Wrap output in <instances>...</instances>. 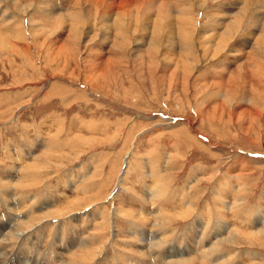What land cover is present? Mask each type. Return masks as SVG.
Here are the masks:
<instances>
[{
    "label": "rangeland",
    "instance_id": "rangeland-1",
    "mask_svg": "<svg viewBox=\"0 0 264 264\" xmlns=\"http://www.w3.org/2000/svg\"><path fill=\"white\" fill-rule=\"evenodd\" d=\"M262 3L0 0V229L26 234L3 264L79 243L104 249L85 264H264V77L231 79L263 63Z\"/></svg>",
    "mask_w": 264,
    "mask_h": 264
},
{
    "label": "bare ground",
    "instance_id": "bare-ground-1",
    "mask_svg": "<svg viewBox=\"0 0 264 264\" xmlns=\"http://www.w3.org/2000/svg\"><path fill=\"white\" fill-rule=\"evenodd\" d=\"M97 1V0H96ZM182 1V0H181ZM248 1H250V0H248ZM261 1V0H260ZM189 2V1H188ZM254 2V1H253ZM258 2V1H257ZM256 2V3H257ZM236 3V2H235ZM247 4H246V8H249L250 9V12L252 13V14H254L253 12H255L254 10L252 11V9H253V6L255 5V3H252V4H250V2L248 3V2H246ZM262 4H264V3H262ZM198 6H200V4L198 5ZM262 6H264V5H262ZM231 8V7H230ZM234 8V7H233ZM194 9V8H193ZM183 11H184V9L181 11V13H183ZM260 11V10H259ZM264 11V10H263ZM186 12V11H185ZM249 11L247 10V12H245L246 13V16L247 15H249L248 17H246L245 18V21L247 20V18H250V14L248 13ZM262 12V11H261ZM242 13V12H241ZM241 13H240V15H241ZM256 13V12H255ZM264 13V12H263ZM251 14V15H252ZM64 16H66V15H64ZM129 16V15H128ZM117 17H118V15H117ZM168 17V16H167ZM239 17V16H238ZM240 18V17H239ZM155 21V20H154ZM115 22H116V19H115ZM158 22V21H157ZM157 22H156V26H159L160 27V23L158 22V24H157ZM193 22V21H192ZM238 22H239V24L241 23V21L240 20H238ZM247 22H248V20H247ZM247 22H245V23H247ZM155 26V25H154ZM158 27V28H159ZM244 26H243V24H241L240 26H239V30H237V32H236V34H238V35H241V31H243V30H245V28H243ZM153 28H155V27H153ZM237 28V27H236ZM145 29V28H144ZM132 30L134 31V28H132ZM159 30V29H158ZM241 30V31H240ZM156 31V30H155ZM135 32V31H134ZM202 32H204L203 31V28H201L200 27V29H198V26H197V23H195V26H194V32H193V37L191 38V40H190V36H189V40L187 41L186 39H184V44H185V46H191L192 47V44H193V48L194 49H196V46H195V44H197V42H198V40L200 41V40H202L203 39V35L201 34ZM252 32V31H251ZM157 34V33H156ZM160 34V33H159ZM198 34V35H197ZM202 35V36H201ZM264 35V34H263ZM157 36V35H156ZM177 36V35H176ZM205 36V35H204ZM261 36V35H260ZM188 37V35H186V36H184V38H187ZM259 37V36H258ZM1 38V37H0ZM153 38V37H152ZM208 38H210L211 39V37H208ZM235 38H238V37H235V35H233V31H231V32H225L223 35H222V37H221V39H219V42H217V44H216V46H214L213 48H214V51L218 54V53H221L222 51H224V52H227V51H225L226 50V48H228L231 44H233V43H235V41H237V40H235ZM154 39V38H153ZM151 40V39H150ZM160 40H161V38H160ZM205 40H208V39H204V41ZM212 40V39H211ZM171 41V40H170ZM169 41V42H170ZM251 41H252V39H251ZM158 42V41H157ZM157 42H155V44H152V42L151 43H149V44H152V45H150V47H152V48H155V49H157V48H159V43L157 44ZM160 42V41H159ZM211 42V41H210ZM245 42V41H244ZM255 42H257V44L255 45V48L257 49V50H259L260 51V54H259V56H260V59L261 60H263V63L262 64H258L257 62H256V60L258 59V58H254V59H252V58H250L248 61H247V64H244V66H240L239 68H238V70L237 69H235V71L237 70V72H234V73H231V74H235V75H233V77H231V79L233 78V79H236V81L238 82V81H241V79L243 78V82L245 83V82H247L248 80H252V82L253 83H257L258 82V79H259V77H264V36H262V37H260V38H258ZM192 43V44H191ZM237 43V42H236ZM247 43H249V42H247ZM156 44L158 45V46H156ZM201 44H203V42H201ZM240 44V43H239ZM200 45V44H199ZM252 45V44H251ZM250 45V46H251ZM163 47V46H162ZM231 47V46H230ZM252 47V46H251ZM250 47V48H251ZM201 48V47H200ZM212 47H206L205 45L204 46H202V48H201V50L202 51H204V53H207V52H210L211 51V49H213ZM254 48V47H253ZM199 49V48H198ZM178 50V49H177ZM182 50H184V49H182ZM187 50V49H186ZM176 53V52H175ZM248 53H250V52H248ZM190 57V56H189ZM195 57H196V55H195ZM202 57V56H201ZM249 57V56H248ZM192 58V57H191ZM203 58V57H202ZM246 58V57H245ZM188 61V60H187ZM233 61V60H232ZM187 66L188 65V63H184V66ZM243 65V64H242ZM186 68V67H185ZM188 69V68H187ZM238 76V77H237ZM240 76V77H239ZM235 77H237V78H235ZM239 78V79H238ZM236 81H234V82H236ZM248 83V82H247ZM246 83V84H247ZM257 86V85H256ZM253 87V86H252ZM253 89V88H252ZM46 153V152H45ZM37 171V170H36ZM42 173H43V171H41ZM35 173V172H34ZM45 173V172H44ZM29 174V173H28ZM33 175V174H32ZM39 177V176H38ZM93 179V178H92ZM44 181V180H43ZM2 185V184H1ZM7 185V184H6ZM19 185V184H18ZM17 185V186H18ZM227 187V186H226ZM156 188V187H155ZM154 188V189H155ZM157 188H160V187H157ZM156 188V189H157ZM226 189V188H225ZM22 190V189H21ZM158 190V189H157ZM17 191V190H16ZM160 191V190H159ZM116 192V191H115ZM112 194H114V193H112ZM29 199V198H28ZM116 200V199H115ZM114 200V201H115ZM24 201V200H23ZM22 201V202H23ZM32 201V200H31ZM76 202V200H72L71 202H69L68 204V206H69V208L68 209H72V208H74V206H75V203ZM22 204V203H21ZM23 204H25V203H23ZM90 204V203H89ZM21 206V205H20ZM92 206H93V204H92ZM67 207V206H66ZM65 207V208H66ZM79 207V206H78ZM25 208V207H24ZM76 208V207H75ZM89 208V207H88ZM81 210V209H80ZM80 210H79V212H80ZM21 211H22V208H21ZM52 211V210H51ZM63 211V210H62ZM68 211V210H67ZM85 211V210H84ZM69 213H70V211H68ZM60 213H62L61 211H59V210H57V211H54V212H50V213H48L47 214V216H49V214H51V216H53V217H55V218H57V216L58 217H62L63 218V214H60ZM71 213H72V211H71ZM77 213V212H76ZM55 214V215H54ZM73 214V213H72ZM75 214V213H74ZM43 215H45V214H43ZM42 216V215H41ZM30 218H32V217H30ZM35 218V217H34ZM61 218V219H62ZM74 219V218H73ZM24 220V219H23ZM33 220V219H32ZM48 220H50V218H48ZM58 220V219H57ZM31 221V220H30ZM46 222V221H45ZM59 223V222H58ZM112 223V222H111ZM12 224V223H11ZM11 224H8V225H5L3 228H1L0 230L2 231V233H6V239H3L2 241H1V243H0V264H3V262H5L6 260H5V258H6V256H8V252L9 251H13L12 249H14L15 248V246H16V242H18L19 240H20V238L21 237H23V235H26L23 231L22 232H16V231H18L19 229H20V227H18L17 225V227H18V229L17 230H15L14 228H13V230H12V225ZM21 224V223H20ZM29 224V223H28ZM43 224V223H42ZM57 224V223H56ZM1 226V225H0ZM29 226V225H28ZM33 227H34V225H33ZM35 227H36V225H35ZM24 229H26V230H28V229H30L29 227H25ZM33 229V228H32ZM35 229V228H34ZM68 229V228H67ZM22 230V229H21ZM20 230V231H21ZM155 232V231H154ZM207 232V231H206ZM26 233H29V232H26ZM98 233V232H97ZM205 233V232H204ZM89 235H91V234H89ZM49 236L50 237H54V236H56V235H54L53 233L51 234V233H49ZM166 237V236H165ZM67 238V237H66ZM92 240H95V238H91ZM154 239V238H153ZM167 239V238H166ZM72 242V241H71ZM70 242V243H71ZM83 242H85V241H83ZM154 242V241H153ZM159 242L160 241H158L156 244H159ZM163 242H164V240H163ZM167 242V241H166ZM222 242V241H221ZM105 243V242H104ZM104 243H103V245H104ZM165 243V242H164ZM164 243H162V245L164 244ZM94 244V243H93ZM110 244H113V246H114V243H110ZM166 244V243H165ZM84 244H82V245H80V243L78 244V245H76V244H73L72 245V249L75 251V253L74 254H72V256L70 257V260L68 261V262H62V263H60V264H65V263H67V264H80V262L82 263V264H85V263H89V262H93V258L95 257V258H97L96 256H97V253H98V257L104 252V249L102 250V251H99V252H97V250H100V249H93V250H87V251H80V247H82V248H84V246H83ZM102 245V246H103ZM151 245L152 244H150V246L149 247H151ZM69 246V245H68ZM77 246H79L78 248H77ZM166 246V245H165ZM195 246V245H194ZM116 246H114V248H115ZM153 247V246H152ZM218 247V246H217ZM75 248H77V250H75ZM103 248H104V246H103ZM155 249H159V247L158 246H156V247H154ZM17 249V248H16ZM27 249V248H26ZM153 248H151V250H152ZM15 250V249H14ZM84 250V249H83ZM199 250V249H198ZM167 252V251H166ZM196 252V251H195ZM101 253V254H100ZM152 253H154V252H152ZM163 253V252H162ZM10 254V253H9ZM28 254H33V252L31 251L30 253H27V255ZM52 254V253H51ZM124 254V253H123ZM53 255V254H52ZM116 255V254H115ZM128 254H126V256H127ZM146 255V254H145ZM153 255V254H152ZM118 258H119V255H116ZM28 256H24V259L22 260V262H19V264H46V263H37V260L39 259V258H37V259H35V258H32V257H28ZM52 257V256H51ZM155 257H157V256H155ZM158 258H160V257H158ZM7 259V258H6ZM48 259V258H47ZM51 259H54V258H51ZM56 259V258H55ZM143 259V258H142ZM11 260V259H10ZM15 260V259H14ZM95 260V259H94ZM157 260H159V259H157ZM71 261V262H70ZM96 261V260H95ZM173 261V263H175L176 261H174V260H170V262H172ZM178 261H180V260H178ZM117 262H118V260H117ZM186 264H192V262H190V261H188V262H185ZM18 264V263H17ZM51 264H58V262H55V263H51ZM99 264H109V261L108 260H104V262H102V263H99ZM145 264V263H144ZM149 264H151V263H149Z\"/></svg>",
    "mask_w": 264,
    "mask_h": 264
},
{
    "label": "crops",
    "instance_id": "crops-1",
    "mask_svg": "<svg viewBox=\"0 0 264 264\" xmlns=\"http://www.w3.org/2000/svg\"><path fill=\"white\" fill-rule=\"evenodd\" d=\"M97 121V122H96ZM98 123L99 122V120H97V119H95V118H84V119H81L80 118V131L82 132V133H85L86 135H92V134H95V127H97V126H94V123ZM98 128V127H97ZM153 141L152 142V145H154V147H155V145H156V140H157V145H156V150H159L160 149V147L159 146H161L160 145V139L157 137V138H154V139H148L147 141H146V145H148V143H149V145H150V141ZM145 144V143H144ZM148 145V146H149ZM197 165H196V163L194 164V167H196Z\"/></svg>",
    "mask_w": 264,
    "mask_h": 264
}]
</instances>
